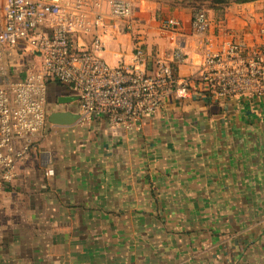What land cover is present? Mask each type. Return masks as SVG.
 Masks as SVG:
<instances>
[{
    "label": "crops",
    "instance_id": "1",
    "mask_svg": "<svg viewBox=\"0 0 264 264\" xmlns=\"http://www.w3.org/2000/svg\"><path fill=\"white\" fill-rule=\"evenodd\" d=\"M158 8L138 3L137 23L122 22L101 55L117 65L136 36L153 56L184 47L190 61L178 74L191 78L204 64L194 13ZM208 15L221 47L241 45L237 61L264 59V0ZM166 17L181 27L163 29ZM18 54L9 57L13 81L41 63ZM58 86L51 80L48 96ZM66 87L49 98V128L15 180L0 182V264H264V94L215 102L198 96L203 84L180 90L141 132L122 134L104 119L91 130L53 124L58 110L79 114Z\"/></svg>",
    "mask_w": 264,
    "mask_h": 264
},
{
    "label": "built area",
    "instance_id": "2",
    "mask_svg": "<svg viewBox=\"0 0 264 264\" xmlns=\"http://www.w3.org/2000/svg\"><path fill=\"white\" fill-rule=\"evenodd\" d=\"M133 8L128 0H6L0 18V182L15 180L19 163L49 128L51 80L78 95V125L91 130L104 119L109 131L122 134L141 132L143 119L158 114L180 90L203 84L207 90L198 96L215 102L264 94V59L237 61L241 45L221 47L210 36L205 10L192 18L191 35L204 64L191 78L178 74L190 61L184 47L153 56L138 38L131 54L119 53L118 64L111 65L101 53L117 39L122 22L129 28L137 23ZM161 25L173 32L181 22L166 17ZM20 50L41 63L13 81L9 57ZM50 130L55 134L56 127Z\"/></svg>",
    "mask_w": 264,
    "mask_h": 264
},
{
    "label": "rangeland",
    "instance_id": "3",
    "mask_svg": "<svg viewBox=\"0 0 264 264\" xmlns=\"http://www.w3.org/2000/svg\"><path fill=\"white\" fill-rule=\"evenodd\" d=\"M128 1L131 2L133 7H134L133 8L134 10H133V13H132L134 18H138V3H140V2L141 3L143 2L144 5L147 2L159 4L160 5V9L158 8V12L160 14H164L163 12L164 11H168L169 8L185 10V11H187L189 13H192V14L198 8H203L205 10H208L207 5H203L202 4V0H128ZM174 1L182 2V3H184V5L183 6H180V5L179 6H175V5H173ZM5 4H6V0H0V10L4 9ZM137 38H138V36L134 37V40H136ZM196 42L198 44L197 40H196ZM132 46H133V43H131L130 47L132 48ZM31 60L29 62H31ZM36 60L38 61V59H36ZM29 62H27V61L25 62V67L26 68H27V65L30 64ZM39 62H40V60H39ZM39 65H38L37 68H39ZM22 69L24 70V68H22ZM24 72H27V71H24ZM66 91H67V87L66 86L52 87L50 92H49V98H50V100H52L53 98L56 97V95H62L64 93H66ZM3 184H6V183H3Z\"/></svg>",
    "mask_w": 264,
    "mask_h": 264
},
{
    "label": "trees",
    "instance_id": "4",
    "mask_svg": "<svg viewBox=\"0 0 264 264\" xmlns=\"http://www.w3.org/2000/svg\"><path fill=\"white\" fill-rule=\"evenodd\" d=\"M256 1H259V0H202V4L207 5L208 10H205L203 8H198L195 10V12L198 10H205L206 12L209 13V10H213L215 12H221L224 14L225 11L232 5L246 4V3L256 2ZM173 5L183 6L184 3L179 2V1H174ZM209 98H211V96Z\"/></svg>",
    "mask_w": 264,
    "mask_h": 264
},
{
    "label": "water",
    "instance_id": "5",
    "mask_svg": "<svg viewBox=\"0 0 264 264\" xmlns=\"http://www.w3.org/2000/svg\"><path fill=\"white\" fill-rule=\"evenodd\" d=\"M74 98H61L59 100L60 104H65L67 102H71ZM50 121L53 124L60 126H70L76 124L80 119L79 114H74L70 111H58L54 112L50 115Z\"/></svg>",
    "mask_w": 264,
    "mask_h": 264
}]
</instances>
